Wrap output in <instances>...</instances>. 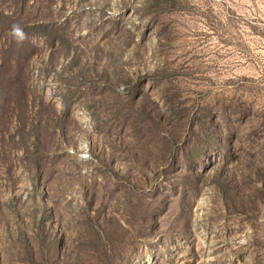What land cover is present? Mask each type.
Instances as JSON below:
<instances>
[{"label": "rangeland", "instance_id": "1", "mask_svg": "<svg viewBox=\"0 0 264 264\" xmlns=\"http://www.w3.org/2000/svg\"><path fill=\"white\" fill-rule=\"evenodd\" d=\"M0 264H264V0H0Z\"/></svg>", "mask_w": 264, "mask_h": 264}]
</instances>
